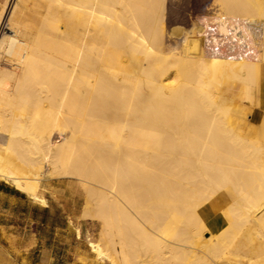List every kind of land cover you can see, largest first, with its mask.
<instances>
[{"label": "bare ground", "instance_id": "obj_1", "mask_svg": "<svg viewBox=\"0 0 264 264\" xmlns=\"http://www.w3.org/2000/svg\"><path fill=\"white\" fill-rule=\"evenodd\" d=\"M165 1L0 0V177L77 179L110 264H264V141L224 83L264 97V0H214L241 59L165 46Z\"/></svg>", "mask_w": 264, "mask_h": 264}, {"label": "rangeland", "instance_id": "obj_2", "mask_svg": "<svg viewBox=\"0 0 264 264\" xmlns=\"http://www.w3.org/2000/svg\"><path fill=\"white\" fill-rule=\"evenodd\" d=\"M217 10L221 12L214 0H166L165 46L189 53L194 39L192 45L196 43L199 21L204 16L218 13ZM4 31L8 32V26L4 27ZM252 38L251 46L253 44L256 48L258 44L256 45L255 37ZM248 42L250 43L249 40ZM186 46L187 48L189 46V50ZM263 46L264 43L258 45L257 49H262ZM205 54L207 58H211L206 51ZM224 83H228L232 90L228 97L233 104L234 112H236L235 118L240 119L252 133L256 132L263 137L261 140L264 141V97L260 96L259 87L251 85L253 89L252 102H247L244 99V83L242 81L226 78ZM61 138L62 136L57 131L53 133L54 140L60 141ZM0 180H5L16 186L10 178L0 177ZM35 184L37 187L31 192H25L27 195H21L22 198L28 197L30 203L27 210L28 224L31 227V219L40 221L38 230L47 237L46 247L48 248L53 242L52 232H59L58 239L54 240L56 245L57 241H60V249H54V255L56 259H59V264H67L68 261H76L77 264H110V261L102 259L91 245L92 242L102 239L100 222L80 216L86 200V193L80 182L70 177H52L44 178ZM32 205L37 207L35 211L31 207ZM74 234L76 238H73ZM69 244L72 249H68ZM69 250L71 253H68ZM17 253L19 258L24 256L20 252ZM29 258L34 261V258H37L36 253L30 255Z\"/></svg>", "mask_w": 264, "mask_h": 264}, {"label": "crops", "instance_id": "obj_3", "mask_svg": "<svg viewBox=\"0 0 264 264\" xmlns=\"http://www.w3.org/2000/svg\"><path fill=\"white\" fill-rule=\"evenodd\" d=\"M21 195L27 194L0 180V264H59L54 255V249H60V241L54 244L59 232H52L53 242L50 248L46 247L47 237L38 230L40 221L31 219L29 227L27 210L30 203L28 197L22 198ZM31 207L34 211L37 209L34 205ZM68 247L72 249L70 244ZM17 252L24 256L19 258ZM35 253L37 258L33 261L29 257ZM68 253H71L70 250ZM67 264L77 263L68 261Z\"/></svg>", "mask_w": 264, "mask_h": 264}, {"label": "built area", "instance_id": "obj_4", "mask_svg": "<svg viewBox=\"0 0 264 264\" xmlns=\"http://www.w3.org/2000/svg\"><path fill=\"white\" fill-rule=\"evenodd\" d=\"M215 15H208L202 17L198 23L199 32L198 37L201 45L210 57H222L241 59L252 58L255 55V49L248 42L243 35L242 30H238L234 34L232 30L223 33L217 21L214 19ZM232 29V27H229Z\"/></svg>", "mask_w": 264, "mask_h": 264}]
</instances>
